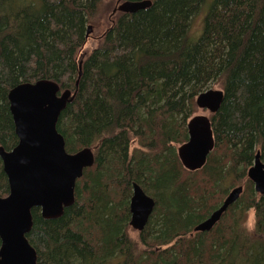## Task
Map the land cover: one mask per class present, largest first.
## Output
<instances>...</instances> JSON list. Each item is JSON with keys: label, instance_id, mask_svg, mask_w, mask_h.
<instances>
[{"label": "trees", "instance_id": "trees-1", "mask_svg": "<svg viewBox=\"0 0 264 264\" xmlns=\"http://www.w3.org/2000/svg\"><path fill=\"white\" fill-rule=\"evenodd\" d=\"M111 1L0 0V147L19 143L10 91L49 80L76 92L57 124L67 152L95 156L62 217L32 210L37 264H264V195L248 179L258 152L264 163V0H213L197 40L192 22L207 0H151L113 14L84 51ZM215 84L224 92L211 117L215 149L190 172L176 145L188 142L196 99ZM244 181L215 228L194 233ZM135 183L156 202L138 244L129 236ZM9 194L0 158V197Z\"/></svg>", "mask_w": 264, "mask_h": 264}, {"label": "water", "instance_id": "water-1", "mask_svg": "<svg viewBox=\"0 0 264 264\" xmlns=\"http://www.w3.org/2000/svg\"><path fill=\"white\" fill-rule=\"evenodd\" d=\"M151 6V0L126 1L118 3L113 14H135ZM91 32L92 26H88L87 36ZM75 96L76 92H61L60 86L49 80L21 84L9 93L19 143L11 151L0 147L10 187L9 196L0 197V264H37V252L27 239L33 228L32 210L40 209L41 216L47 220L62 217L65 209L75 204L77 181L94 165L91 149L68 153L65 139L57 130L62 112ZM223 98V90L210 89L197 97L196 106L216 114ZM187 128L189 140L178 148V157L186 170L196 172L206 166L215 149L214 132L210 118L203 115L192 117ZM248 179L256 192L264 195V163L260 152L248 171ZM243 193L244 186L233 188L222 205L194 228V233L212 231ZM155 207V200L140 185L133 184L130 226L142 232Z\"/></svg>", "mask_w": 264, "mask_h": 264}, {"label": "rangeland", "instance_id": "rangeland-1", "mask_svg": "<svg viewBox=\"0 0 264 264\" xmlns=\"http://www.w3.org/2000/svg\"><path fill=\"white\" fill-rule=\"evenodd\" d=\"M213 0H207L206 3L204 4L202 10L200 11V13L193 19L192 22V27H191V33L192 36L194 38V40H197L200 37V34L203 30V19L204 16L206 15V13L208 12L210 5L212 3ZM110 5H103V8H101L100 14L97 18V20L93 23L90 24L89 26H92V32L89 35V39L87 41V45L84 49V51H88L90 52L92 49H94L95 47L98 46L99 44V39L100 37L110 28L111 25V18L114 16L113 12L114 10L117 8L118 3L121 4L122 2H116L115 0H112L110 2ZM111 7V8H109ZM113 15V16H112ZM212 90H222L221 86L219 84H215L214 86H212L211 88ZM198 115H203L206 116L208 118L212 117V114L208 111L205 110H201L199 108L196 107V112L194 114V116H198ZM181 145H176V149L178 150V148ZM136 146L135 144L132 145V149H134ZM245 181L243 183H241L240 185H237L235 187L238 186H244ZM254 223H255V214L254 211H250L248 214V221L246 223V226L249 230H251L254 227ZM129 236L130 238L138 244V232L135 231L133 228L129 229ZM139 249L141 250L140 246Z\"/></svg>", "mask_w": 264, "mask_h": 264}, {"label": "flooded vegetation", "instance_id": "flooded-vegetation-1", "mask_svg": "<svg viewBox=\"0 0 264 264\" xmlns=\"http://www.w3.org/2000/svg\"><path fill=\"white\" fill-rule=\"evenodd\" d=\"M213 115H215V114H212V116H213ZM193 117H194V116H193ZM190 120H191V119H190ZM190 120H189V121H190ZM210 120H211V118H210ZM188 123H189V122H188ZM211 123H212V122H211ZM187 129H188V128H187ZM177 154H178V150H177ZM94 158H95V156H94Z\"/></svg>", "mask_w": 264, "mask_h": 264}]
</instances>
